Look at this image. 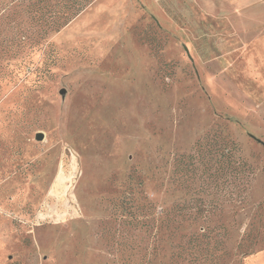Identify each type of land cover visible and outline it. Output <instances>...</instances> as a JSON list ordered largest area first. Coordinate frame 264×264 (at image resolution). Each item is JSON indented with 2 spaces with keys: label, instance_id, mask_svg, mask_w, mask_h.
<instances>
[{
  "label": "rangeland",
  "instance_id": "1",
  "mask_svg": "<svg viewBox=\"0 0 264 264\" xmlns=\"http://www.w3.org/2000/svg\"><path fill=\"white\" fill-rule=\"evenodd\" d=\"M27 58L0 67V264H131L130 192L200 199L209 264H264V31L193 0H94ZM223 141L251 170H223Z\"/></svg>",
  "mask_w": 264,
  "mask_h": 264
},
{
  "label": "trees",
  "instance_id": "2",
  "mask_svg": "<svg viewBox=\"0 0 264 264\" xmlns=\"http://www.w3.org/2000/svg\"><path fill=\"white\" fill-rule=\"evenodd\" d=\"M93 2L0 0V27L9 26L12 32L0 41V67L5 63L8 67L12 60L25 62L43 40L66 28ZM218 152L224 160L225 172L239 176L251 170L235 144L223 141ZM241 181L245 200L249 182L244 177ZM199 200L160 208L147 199L135 198L130 192L121 204H115L116 218L123 220L131 233L128 234L131 244L121 248L130 252L131 264H154L161 255L169 257L168 264H209L206 205H199Z\"/></svg>",
  "mask_w": 264,
  "mask_h": 264
},
{
  "label": "crops",
  "instance_id": "3",
  "mask_svg": "<svg viewBox=\"0 0 264 264\" xmlns=\"http://www.w3.org/2000/svg\"><path fill=\"white\" fill-rule=\"evenodd\" d=\"M212 22L229 23L234 30L264 31V0H193ZM263 36V33L261 34Z\"/></svg>",
  "mask_w": 264,
  "mask_h": 264
},
{
  "label": "water",
  "instance_id": "4",
  "mask_svg": "<svg viewBox=\"0 0 264 264\" xmlns=\"http://www.w3.org/2000/svg\"><path fill=\"white\" fill-rule=\"evenodd\" d=\"M64 93H65V92L63 91L62 94H64ZM42 139H43V134H42V133L38 134V135H37V140L40 141V140H42Z\"/></svg>",
  "mask_w": 264,
  "mask_h": 264
}]
</instances>
